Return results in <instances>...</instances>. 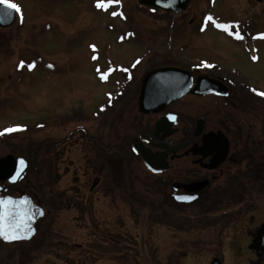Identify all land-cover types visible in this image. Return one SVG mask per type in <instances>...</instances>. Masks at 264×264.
I'll list each match as a JSON object with an SVG mask.
<instances>
[{"label": "rangeland", "instance_id": "374dc122", "mask_svg": "<svg viewBox=\"0 0 264 264\" xmlns=\"http://www.w3.org/2000/svg\"><path fill=\"white\" fill-rule=\"evenodd\" d=\"M13 2L21 12L11 27L2 29L0 39V138L4 139L0 143V158L17 156L31 169L12 197L30 191L38 201L55 207L50 217L51 230H61L68 250L78 246L76 250L81 253L76 254H81L82 263L123 264V259H110L108 247L113 245L121 246L124 255L136 256L132 263H143L151 254L144 253L141 246L154 248L163 236L169 240L173 209L169 207L172 190L165 177L148 172L137 158L124 161L115 155L124 142L128 144L126 139L135 134L134 124L143 119L134 102L141 81L148 70L180 61L176 54H170L172 46L162 42L173 35V39H191L197 46L195 55L183 53L192 63H198L193 58L210 56L206 58L223 62L228 71L239 67L250 85L264 90V48L257 55L258 65L249 64L248 55L232 45L220 33L222 28L217 27L226 21L248 22L247 26L253 25L254 32L259 33L264 30V4L256 5L253 0H217L216 7L210 10L206 6L209 0H197L185 17L174 18L144 11L138 0ZM98 3L105 7H97ZM256 17L260 19L254 21ZM174 19L178 22L172 34L168 26ZM180 43L185 44L178 40L174 48ZM148 51L150 57L145 61ZM32 66L35 67L31 69ZM135 66L139 70L132 72ZM120 72L123 75H117ZM129 75L134 76L130 84L126 79ZM117 82L132 86L134 92L136 88L134 99L130 98L107 117L94 118L106 102L105 93ZM244 95H236L243 114L226 105L220 108L215 99H206L203 105L210 111H234L240 120L258 118L257 137L264 143V102L252 105ZM179 104L185 124L200 109L191 99ZM77 111L82 118L79 123H63L65 117H74ZM220 111L211 117L218 120ZM15 127L23 130L14 133ZM77 127L84 129L87 138L73 136L58 148V143ZM258 156V161L264 162V148ZM97 177L101 184L91 191ZM215 187L222 190L218 184ZM110 188L111 194L106 191ZM226 189L227 196H211L252 201L255 218L259 222L264 220V174H259L252 185H229ZM60 201H66L64 210H59ZM74 201L81 209L75 207ZM189 208L194 216L200 212ZM237 229L238 236L245 234L241 226ZM59 239L61 236H56L51 242L58 245ZM118 249H114L116 256ZM125 249L136 253H126Z\"/></svg>", "mask_w": 264, "mask_h": 264}, {"label": "flooded vegetation", "instance_id": "af4514ba", "mask_svg": "<svg viewBox=\"0 0 264 264\" xmlns=\"http://www.w3.org/2000/svg\"><path fill=\"white\" fill-rule=\"evenodd\" d=\"M195 1L197 0H190L183 14L166 12L161 9L151 11L140 4L139 8L161 17L169 15L180 18L188 14ZM253 1L256 5L264 4V0ZM216 3L217 0H209L206 6L211 10V8L216 7ZM258 18L260 19V17H256L253 20ZM253 20L251 22H254ZM177 22L176 20L175 22L171 21L170 26H168L172 34L176 29ZM222 24L228 25L229 28L228 30L222 28L223 33H220L224 34L232 45H236L244 54L248 55L247 62L249 64L258 65L257 55L264 48V30L259 33L254 32V26H247L248 22L231 23V21H226ZM2 29L0 28V39L2 38ZM236 32H239L241 39L236 38ZM178 40L185 44L180 43L174 48ZM190 40L173 39V35L171 38L161 40L164 45L170 44L172 46L169 50L170 54H176L177 59L180 60L161 68H176L188 72L192 81L190 90H194L198 80L204 78L224 85L222 88L227 94L221 92L219 94L211 92L204 96L188 94L167 106L163 113L144 114L139 110V97L142 87H138L139 92H137V98L134 102H137L138 112L143 115V119L140 123L134 124L135 134L129 137V140L126 139L129 149L127 150L128 144L126 145V142L122 143L123 145L115 154L118 158H114L118 160L123 158L124 161H133L134 158H137L144 164L148 172L154 176L165 177L172 190V203L169 205L173 209L172 230L168 241L163 236L159 238L158 245L154 248L140 247L144 253L146 251L151 254L143 263H132V260L137 259V257L124 255L121 246H115L120 250L117 251L118 256H116L114 245L108 247L110 248L108 255L110 259H123V264H239L242 259L245 260L244 264H264V220L259 222L255 218L252 201H227L211 196L212 194H217L220 197L227 196L229 189L225 191V188H229V185L236 186L238 184V186L246 187L252 185V182L258 179L259 174H264V162L258 161L259 151L264 148L263 140L259 142V132L256 128L259 119L253 117L240 120L235 117L237 114L235 115L234 112L243 114L238 109L241 104L236 95L245 94L248 103L253 105V102H264V95L259 94L264 90L250 85L244 79L239 67V69L228 71L223 62L217 63V60L216 62L206 58L210 56L193 58V61L198 60V63L197 61L192 63L190 58L183 56V53L195 55L194 48L197 46ZM149 51L144 55L145 61L150 57ZM213 58L218 59L217 57ZM155 69L148 70L146 74ZM137 70L139 68L137 69L135 66L132 72ZM124 73L126 75L128 72ZM121 74L120 72L117 75ZM126 79L130 84L134 81V76L129 75ZM120 83L122 82H117L115 86L110 87L108 93H105L106 102H103V108L94 115V118L107 117L113 111L125 106L130 98L134 99L136 88L134 92L132 86ZM222 88L221 90H223ZM186 99H191L200 107L197 112L190 115L187 124L184 120L183 107L179 104L186 102ZM206 99H215L217 100L215 104L219 105L220 108H226L224 106L226 105L234 111L231 112L227 109L223 112L216 109L213 111L205 110L208 109L203 105ZM252 105L250 106L252 107ZM244 107H247V104ZM219 111L221 116L218 120H214L211 115H218ZM196 113L197 115H194ZM81 119V114L77 111L74 117H65L63 123L73 122L75 124L79 123ZM161 120H166L167 126L164 132L156 135L157 123ZM261 120L263 121V118ZM181 123H184L185 127L181 126ZM26 129L28 130L27 127ZM22 130L15 129L14 133L19 134ZM83 133H85L84 129L77 127L74 133L58 143V148L73 136L75 139L82 136L87 138V135ZM134 139L139 140L146 149L156 156L157 159L153 162L154 168L149 166L142 155L135 150ZM3 140L0 138V143ZM222 157H225V160L216 166L215 163L220 161ZM15 158L18 160L16 174L10 180L0 182V199L11 198L17 208H21L22 205L21 211L29 213L30 223L15 233L17 238L5 239L0 236V264H96L82 263L81 254H76V251L81 253L78 251L79 249L76 250L78 246L75 245L68 250L66 241L62 240L61 230H51L50 217L54 213L55 207L53 210L49 202L38 201L37 197L34 198L30 191L21 193L19 197H12V194L21 188L19 187L20 183L25 179L27 171L31 169V165L26 163H22L20 166L21 160L17 156ZM204 182L208 184L199 192H188L184 189V186ZM100 184L101 179L97 177L91 186V191ZM216 184L219 187L222 186V190L216 188ZM110 189H106V191L111 194L113 188ZM211 190L215 191L211 192ZM74 202L75 207L81 209L76 203L77 201ZM65 205L66 201H60L59 210H64ZM189 207L197 208L200 212L194 216V212ZM239 226L243 228L244 235H237ZM56 236H61V239L57 241L58 245H53L54 241L51 242V240ZM135 249L136 247L133 248V250ZM125 250L126 253H136V251L129 249ZM126 258L131 259V261L125 263L124 259Z\"/></svg>", "mask_w": 264, "mask_h": 264}, {"label": "water", "instance_id": "95a60500", "mask_svg": "<svg viewBox=\"0 0 264 264\" xmlns=\"http://www.w3.org/2000/svg\"><path fill=\"white\" fill-rule=\"evenodd\" d=\"M138 2L141 6L147 7L151 11L161 9L166 12L183 14L190 0H138ZM15 21L16 13L14 12L9 22L0 23V28H9L15 23ZM191 84L192 81L188 72L176 68L155 69L146 74L142 80V88L139 97V110L144 114H159L171 103L180 100L183 96L188 94L198 96H204L211 92L227 94L222 88L224 85L213 80L200 78L197 82V87L194 90H190ZM221 88L223 90H221ZM166 126V120L158 122L156 135L164 132ZM133 145L137 152L142 155L145 162L154 168L153 162L157 159L156 156L146 149L137 139L133 140ZM224 160L225 157H222V159L215 163V165L218 166ZM17 165L18 162L13 155H7L0 158V182H5L11 179L16 173ZM207 184V182L202 184H192L184 186V189L188 192H199Z\"/></svg>", "mask_w": 264, "mask_h": 264}, {"label": "snow or ice", "instance_id": "6c2138e0", "mask_svg": "<svg viewBox=\"0 0 264 264\" xmlns=\"http://www.w3.org/2000/svg\"><path fill=\"white\" fill-rule=\"evenodd\" d=\"M97 7H105V5L98 3ZM14 12H21V8L17 3H14L13 0H0V23L9 22ZM113 14L115 15V13ZM208 19L211 20L212 18L209 17ZM217 27L225 30H228L229 28L228 25L219 24ZM235 36L237 39L242 38L239 32H236ZM259 94L264 95V92ZM12 130L13 129H8L7 131ZM21 163L23 162L21 161ZM21 208H17L11 198H8L7 200L0 199V236L5 239L17 238L15 233L19 232L30 223L29 213L26 211L22 212Z\"/></svg>", "mask_w": 264, "mask_h": 264}]
</instances>
